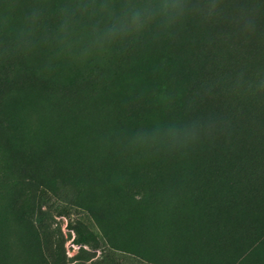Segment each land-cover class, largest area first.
I'll use <instances>...</instances> for the list:
<instances>
[{
    "label": "rangeland",
    "instance_id": "rangeland-1",
    "mask_svg": "<svg viewBox=\"0 0 264 264\" xmlns=\"http://www.w3.org/2000/svg\"><path fill=\"white\" fill-rule=\"evenodd\" d=\"M263 11L0 0V264H264Z\"/></svg>",
    "mask_w": 264,
    "mask_h": 264
},
{
    "label": "trees",
    "instance_id": "trees-1",
    "mask_svg": "<svg viewBox=\"0 0 264 264\" xmlns=\"http://www.w3.org/2000/svg\"><path fill=\"white\" fill-rule=\"evenodd\" d=\"M205 1H207L208 3H211V0H205ZM207 6H210V5H207ZM237 12H239V10H237ZM237 12H234V13L236 14ZM258 25L261 26L264 29V11L260 12V14H259ZM243 35H244V37H246L245 34H243ZM219 40H220V49H219V51L223 50V54L227 57L226 58L227 62H230V56L236 53V46L235 45H233V46L230 45V34L227 32V34H224V36H221ZM231 41H232V39H231ZM243 44L247 45V40H244ZM259 45L261 47H263L262 43L259 44ZM258 53H260V55L258 56L260 61L263 60V63H264V56H262V51H258ZM261 74L264 76V67L262 68ZM256 80L261 85L260 91L258 90V92H257V94L259 96V98L257 100L258 101L257 104L261 106L262 110H264V77L263 78L259 77ZM192 81L196 82V76H195V78L192 79ZM263 157H264V151H263ZM263 168H262V170H263Z\"/></svg>",
    "mask_w": 264,
    "mask_h": 264
}]
</instances>
